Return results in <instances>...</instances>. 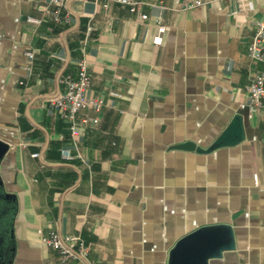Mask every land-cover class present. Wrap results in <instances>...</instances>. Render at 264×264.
Returning <instances> with one entry per match:
<instances>
[{
    "label": "crops",
    "instance_id": "obj_1",
    "mask_svg": "<svg viewBox=\"0 0 264 264\" xmlns=\"http://www.w3.org/2000/svg\"><path fill=\"white\" fill-rule=\"evenodd\" d=\"M138 1L146 20L117 2L67 0L58 24L34 22L45 0H0L8 264H264V107L246 96L264 0L246 12L236 0ZM81 58L104 104L78 114L98 122L72 138L47 101ZM235 116L236 142L173 148L206 150ZM50 231L81 238L86 259L44 246Z\"/></svg>",
    "mask_w": 264,
    "mask_h": 264
},
{
    "label": "built area",
    "instance_id": "obj_2",
    "mask_svg": "<svg viewBox=\"0 0 264 264\" xmlns=\"http://www.w3.org/2000/svg\"><path fill=\"white\" fill-rule=\"evenodd\" d=\"M67 0H45V4L41 7L42 18L34 20L39 23L43 20H50L58 24L68 22V17L62 14V7ZM102 1L103 7L109 2H117L128 7L131 13L139 14L140 19L146 20L147 16L141 14L142 3L138 0H95ZM242 0H236V12H246L247 0H244L245 6H241ZM200 5L199 1L193 3H185V8H192ZM92 30L89 26L87 31ZM164 31L162 26L158 27L157 34L153 41L155 44L161 43V33ZM247 56L260 67L254 69L249 77L246 86L247 104L250 108L264 107V19L255 22V28L247 45ZM28 64L24 66L25 70H29L30 64L34 58V52L28 49L26 52ZM21 83V82H20ZM63 89L56 96L47 101L49 107L57 111L62 119L69 124L70 135L75 138L80 135L84 128L94 126L98 122L97 117L87 116L78 120V114L87 110L99 112L104 102L100 98L88 95L90 87V77L88 67L83 58L77 62V77L72 80L69 78L62 80ZM37 156V154L32 155ZM64 160L70 161L74 158L81 159L80 154L71 155L66 153L63 155ZM41 243L53 250L59 252L63 259H86L88 255V247L81 238L69 234H61L56 231H50L41 238Z\"/></svg>",
    "mask_w": 264,
    "mask_h": 264
},
{
    "label": "water",
    "instance_id": "obj_3",
    "mask_svg": "<svg viewBox=\"0 0 264 264\" xmlns=\"http://www.w3.org/2000/svg\"><path fill=\"white\" fill-rule=\"evenodd\" d=\"M240 128V118L238 116H235L232 121L230 122L229 126L222 132L218 138L208 147L206 150L196 147L195 144L192 142H184L182 144H178L176 146H173L174 149H180V150H187L192 151L195 150L199 153H208L213 150H216L218 148H222L226 145H230L237 141V136H241L239 133ZM8 150V146L0 141V159L2 156L6 153ZM2 213L5 215H12L13 211V203L8 201L6 198H2ZM5 215V216H6ZM10 217V216H9ZM11 218V217H10ZM10 218L8 219L4 217V219L0 223V264H8L6 259V252H7V242L9 237V231L8 226L10 225ZM5 257V259H4Z\"/></svg>",
    "mask_w": 264,
    "mask_h": 264
},
{
    "label": "clouds",
    "instance_id": "obj_4",
    "mask_svg": "<svg viewBox=\"0 0 264 264\" xmlns=\"http://www.w3.org/2000/svg\"><path fill=\"white\" fill-rule=\"evenodd\" d=\"M215 6H216L217 8H219L218 3H217ZM241 6H242V7L245 6V4H244V0H242ZM246 7H247V9H249V10H254V9H255V4L253 3V0H247ZM221 11H222V9H221ZM238 19H242V18H241V17H238Z\"/></svg>",
    "mask_w": 264,
    "mask_h": 264
},
{
    "label": "flooded vegetation",
    "instance_id": "obj_5",
    "mask_svg": "<svg viewBox=\"0 0 264 264\" xmlns=\"http://www.w3.org/2000/svg\"><path fill=\"white\" fill-rule=\"evenodd\" d=\"M0 199L3 200L2 197H1V195H0ZM1 200H0V223L4 219V217L5 218L8 217V219H9L10 218L9 216H11V213H10V215H6L5 214L6 216L2 213L3 210H2V201Z\"/></svg>",
    "mask_w": 264,
    "mask_h": 264
}]
</instances>
